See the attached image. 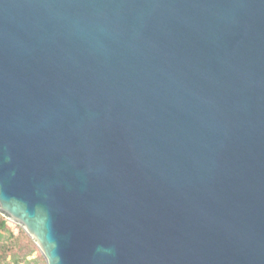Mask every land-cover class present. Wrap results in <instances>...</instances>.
<instances>
[{
    "label": "water",
    "instance_id": "95a60500",
    "mask_svg": "<svg viewBox=\"0 0 264 264\" xmlns=\"http://www.w3.org/2000/svg\"><path fill=\"white\" fill-rule=\"evenodd\" d=\"M0 213L46 264H264V0H0Z\"/></svg>",
    "mask_w": 264,
    "mask_h": 264
},
{
    "label": "trees",
    "instance_id": "16d2710c",
    "mask_svg": "<svg viewBox=\"0 0 264 264\" xmlns=\"http://www.w3.org/2000/svg\"><path fill=\"white\" fill-rule=\"evenodd\" d=\"M0 264H46L38 246L25 230L19 224H10L2 213H0Z\"/></svg>",
    "mask_w": 264,
    "mask_h": 264
},
{
    "label": "rangeland",
    "instance_id": "374dc122",
    "mask_svg": "<svg viewBox=\"0 0 264 264\" xmlns=\"http://www.w3.org/2000/svg\"><path fill=\"white\" fill-rule=\"evenodd\" d=\"M9 222H10V224H13V222H11V221H9ZM12 226H13V228H14L15 230H17L16 227H15L14 225H12Z\"/></svg>",
    "mask_w": 264,
    "mask_h": 264
}]
</instances>
